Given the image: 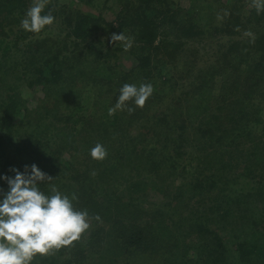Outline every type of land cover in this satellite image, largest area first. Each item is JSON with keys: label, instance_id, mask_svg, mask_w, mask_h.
Wrapping results in <instances>:
<instances>
[{"label": "trees", "instance_id": "1", "mask_svg": "<svg viewBox=\"0 0 264 264\" xmlns=\"http://www.w3.org/2000/svg\"><path fill=\"white\" fill-rule=\"evenodd\" d=\"M8 1L13 4L22 0ZM132 2L127 3L128 7H124L112 21L88 15L76 17L74 21H70L71 34L75 39L85 41L101 29L108 33L132 29L134 38L131 48L125 51L123 46L116 47L115 62L106 69L94 71L92 75L95 81L101 83L102 91L104 87L109 88L108 94L113 95L111 99L114 102H117L120 88L138 77H142L144 81H156V74L159 86L164 87L168 82L165 74L175 64L176 56L179 54V58L183 52H180L181 47L185 46L183 40L212 38L211 46L216 47V51L212 47V63L206 69H199L197 75L180 77L185 81L190 78L183 89L186 91L180 96L187 93V101L209 107V110L204 109L202 112L210 115V126L203 127L204 117L198 125L203 127V133L207 132L202 149L206 152L204 165L196 167L192 162L186 166L181 163L186 155L182 152V146L185 145V139L190 138L189 134L182 132L186 129L187 119L184 121L173 114L166 115L169 108L161 110L164 95L161 97L155 93L154 99L149 98L143 107L150 113V117L142 118L150 123L147 130L141 126L135 129L138 123H134L136 118L132 119L133 116L128 120L122 119L119 113L110 116L108 110L113 103L109 100L89 97L87 101H91V107L102 113L98 131V127L89 121V114L86 116L88 121L79 115L81 111L83 113L88 109L84 110L81 104L73 102L74 95L63 92L61 105L67 106L69 112L62 110L65 107L60 108V111L53 109L57 110L54 111L57 116L51 113L53 110L47 111L45 116L39 118L41 121L48 120L43 127L34 126L28 121V125L32 126L28 130V143L20 141L17 151L21 154L25 151L23 157H28V166L38 164V168L53 180L52 184L57 187H75L73 194L77 199L73 204L77 210H87L91 224L87 231L89 234L101 236L105 240L107 233L114 230L113 227L118 226L119 230L125 232L122 227L125 225L131 230V247L127 249V256L140 248L141 252L152 253L169 249V242H163V236L155 234L154 228L161 223L165 224L167 220L164 219V214L167 210L169 214L175 210L177 216L185 204L187 212L181 210L180 221L183 222L181 234L187 245L181 250L186 252L192 248L197 256L191 259L182 254L175 264H264V155H258L259 152L256 155L246 154L243 158L236 159V162L225 156L226 150H237L239 147L226 139L227 130L231 138L243 133L250 140L254 131L264 129V109L261 108L264 103V12L257 14L253 8L246 15V25H243L240 16H227L221 26L211 25L204 29L202 24L191 19L182 9L162 7L165 0ZM6 10L8 9L4 10L0 4L1 28L5 12L11 13L13 6L10 12ZM242 27L244 31L246 28L252 31L251 36L245 37L244 43L238 40L224 42L223 37H237L236 30ZM169 31L175 33L174 40H171ZM120 51L128 55L131 67L118 74L122 64H118L121 58L116 54ZM52 56L33 67V79L28 82L31 89L37 86L44 88L46 101L50 99L49 93L53 87L62 86L67 81L62 55L57 53ZM210 61L211 57L206 63ZM178 77L179 75L172 78ZM82 78H86L84 73L81 74L80 79ZM60 89L61 87L57 92ZM8 101L9 99L2 106L1 117L7 125L6 129L11 128L8 127L9 123L13 125L14 118L22 110L20 103L11 98L9 103ZM88 122L93 126L91 130L83 127ZM119 128H122L123 133L115 137L107 131ZM188 142L186 140V144ZM214 142L218 144L213 147L217 156L208 147ZM97 143L107 149V157L102 161L90 156V150ZM256 143L261 145L257 147L259 150L263 149L264 140L255 142L254 146H258ZM59 144L64 150L57 147ZM216 157L219 158L217 161ZM189 158L192 159L191 156ZM75 160L82 164L80 169L75 167ZM181 166L180 178L183 182L189 179L185 187L188 198L182 197L184 193H177L175 187H172ZM239 167L242 170L236 173L235 169L239 170ZM228 169L229 174L226 173ZM1 174L3 172L0 170ZM106 186L117 187L113 193H105L103 190ZM41 187L46 194H51L47 183ZM172 204L175 208H170ZM97 216L99 220L95 219ZM228 225L231 228L226 230ZM180 226L181 223L176 225L178 230ZM226 232L231 237L223 236ZM157 256L159 254L156 255V260ZM149 257L150 255L146 264ZM165 258L159 260L158 264ZM137 260L131 259L127 264L142 263L140 259L139 263ZM53 262V256H37L33 264Z\"/></svg>", "mask_w": 264, "mask_h": 264}, {"label": "rangeland", "instance_id": "2", "mask_svg": "<svg viewBox=\"0 0 264 264\" xmlns=\"http://www.w3.org/2000/svg\"><path fill=\"white\" fill-rule=\"evenodd\" d=\"M13 1L15 2V0ZM128 1H133L132 3H134L135 0H50L48 8L51 7L52 14L55 17L54 24L41 34H32L23 30L20 26L21 19L24 17L26 10L31 6L32 0H22L20 3L15 2L13 4H10L12 1L0 0V4L3 5L4 10L8 9L6 11L10 12L13 6L11 13L5 12L3 27H0V170L3 172L0 176H14L11 169L15 168L23 172L25 166H28V157H23L25 151L22 152V154L17 151L19 149L17 144L20 141H26L28 143V130L32 127L31 125H28V121L34 124V126L37 125L43 127L44 123H48V120L41 121L39 118L45 116L47 111L53 109L60 111V108L65 107L62 108V110L65 109L66 112H69L67 106L61 105L63 92L66 93L67 91V95H74L75 100L72 101L81 104L84 110L88 109L83 111V113L81 111L79 115L88 121L86 116L89 114V121L93 125H96L98 127L97 130L99 131V125L101 123L100 117L102 113L96 110V108H92L91 101H87V99L89 97L107 99L113 103L110 108H113L116 102L111 99L113 95L108 94L109 88L104 87L102 91L101 83L95 81L92 75L94 71L106 69L111 63L115 62L116 57L114 56V50L116 47L121 48L122 45H114L111 42V36L113 34H121L122 31L119 30L108 33L104 29H101L96 35L83 41L77 40L73 37L69 25L70 21H74L76 17L80 15H88L93 18H104L106 21H112L124 10V7H128ZM165 1V3L161 4L162 7L171 6L177 10L182 9L191 19L202 24L204 29H208L211 25L221 26L227 16H231V18H234L232 16H240L242 23H244L243 25H246V15L254 8L253 0ZM131 6L133 7L134 5L131 4ZM262 26H264V22L262 23ZM246 29L247 30L244 31V27L238 28L236 30V33H238L237 37L233 36L230 37V39L223 37L224 42L232 43L235 40H238L240 43H244L246 40L245 37L252 35L250 28ZM131 31L132 29L123 32L131 39V41H133L132 39L134 36ZM262 32L264 33V29H262ZM174 34V32L169 31L171 40L176 38ZM211 40L212 38L184 39L182 43H184L185 46L183 45L180 49V52H183H181L179 58V54L176 56L175 64H171L173 66L169 67L170 72L167 71L168 73L165 74L168 82L164 87L159 86L156 74V81L151 79L144 81L142 77H138L129 83L136 84L137 86L142 83H153L154 91L150 98L154 99V93L161 97L164 95V102H162L161 110H167L169 108L166 115L173 114L174 117H179L178 119L182 118L184 121L187 119L185 125L186 129L182 131L183 133L190 135L189 139H185V145L182 146L184 148L182 152L186 155H184V159L181 163L185 166L193 163L198 167V165H204L206 161V159L204 160L206 152L202 149L204 146V137L207 132L203 133L201 129L210 126V115L208 113L203 114L202 112L204 109L209 110V107L187 101L185 98L187 93L180 96L182 92L186 91L183 89L190 80L189 78L185 81L180 77L197 75L199 69H206L212 63L214 57L211 54V51H213L212 47H214L216 51V47L213 45L211 46ZM57 53L62 55L65 62L64 77L67 81H65L62 86L53 87L49 93L50 99L46 101V91L44 88L37 86L35 89H31L28 82L33 79V67L37 64H42L45 58H52V55ZM116 55L121 58L119 63L118 61L117 63L122 64L118 69V74L124 71L126 72L131 67L128 55L126 53L122 54L121 51ZM108 56L110 57L108 58ZM209 57H211V61L207 64L206 61ZM122 68L124 70H122ZM82 73L86 75V78H82L81 80L80 77ZM177 75H179L178 78H172ZM89 76L91 80L89 79ZM71 78L79 79L72 80ZM60 87V91L57 92V89ZM10 98L15 102L20 103V105H22V110L14 118L12 122L13 125L9 123L8 127L11 128L6 129L7 125L3 123L1 118L3 114L2 106H5L6 101L8 99L10 101ZM69 98L70 96L67 97V99ZM129 106L135 107L131 104ZM261 108L264 109V103ZM57 110H53L51 113L57 116V113H54V111ZM115 113H119L122 119H131L130 116H133L132 119L136 118V122L134 123H138V126L135 129H138V127L141 126V128L147 130L148 125L150 124L146 123L147 120L142 119L144 116L145 118L150 117V113L143 108H135L132 113H128L126 109L117 110ZM28 114H30L29 118ZM202 117L205 118V120H203L205 126L198 127L199 121ZM262 118L264 119V111H262ZM21 122H24V124ZM90 122L83 127L91 130L93 126ZM226 122L227 120H225V123ZM122 124L124 123L122 122ZM195 128L198 130H195ZM36 131L39 132L41 130ZM107 131L111 132L113 137L117 134L121 135L123 133L122 128L112 130L107 129ZM144 134H146V132ZM226 139H229L230 143L233 142L239 146L237 150L229 149L225 151V156L233 162H236V159H239L240 157L243 158L246 154L247 156L249 154L256 155L259 152L258 155H264V147L259 150L257 147H260L261 145L256 143L258 146H254L255 142L259 143L261 140H264V129L254 131L253 137H251L250 140L244 137L243 133H241L239 137L236 136L231 138L230 132L227 130ZM186 140L189 141L187 144ZM216 146H218V144L214 142L210 143L208 147L212 150V153H215L217 156V151H213V147ZM57 147L64 150L60 144L57 145ZM149 149L150 148L147 147L148 151H150ZM189 156H191L192 159L189 158ZM253 158L254 156H252V159ZM217 159L219 158L216 157V161ZM35 165L38 166V164ZM75 167L80 169L82 164H79V162L76 161ZM238 169L239 170L235 169L236 173L237 171L240 172V170H242L241 167ZM181 170L182 166L178 168L179 172H177L176 180L172 187H175V192L184 193L182 197L188 198V191L185 187L188 185L186 183L189 182V179L185 182L182 181V178H180L182 176ZM41 171L44 173L43 170ZM226 173L229 174L230 169H228ZM119 183L121 185V182ZM116 187L117 186L114 188L106 186L103 191H105V193H113ZM0 189L4 192H7L8 190L7 184L2 180H0ZM58 189L61 193L69 196L75 191V187L67 188L65 185L59 186ZM187 189L190 190L188 186ZM170 208H175L174 204H172ZM181 210H186L185 204L180 208V212L177 216L175 215V210H172L171 214H169V210H167L164 214V219L167 220L165 224H162L160 221V226L154 228L155 234L163 236V242H169L167 245V247L170 246L169 249H162L159 253H152L150 251L141 252L140 248L138 251L130 253V256H127V249L131 247V242H129L131 239V230L123 225L122 227L125 228V232L119 230L118 226L113 227L114 230L110 234L107 233V239L105 240H102L101 236H93L89 234L90 232H85L82 234L80 240L74 242L72 246L62 248L60 250L61 254H59L58 251L50 254L49 256H53L54 262L49 264H127L134 258L142 261V263H139L137 260L139 264H146L149 255V262L147 264H158L159 260L163 257L166 258L160 264H175V261H179L182 254L184 257L194 259L197 256L195 250L192 248L187 250L188 252L181 250L187 245L181 234V231L183 230V222L180 221ZM180 223V230H178L176 225ZM121 224L122 222L120 225ZM141 226L145 225L141 224ZM228 227L229 228H226V230L231 228L230 225H228ZM224 235L231 237L229 232H226L223 236ZM125 240L127 242H124ZM157 254H159V257L157 256L158 258L156 260ZM49 256L47 255L46 257L49 258Z\"/></svg>", "mask_w": 264, "mask_h": 264}, {"label": "clouds", "instance_id": "3", "mask_svg": "<svg viewBox=\"0 0 264 264\" xmlns=\"http://www.w3.org/2000/svg\"><path fill=\"white\" fill-rule=\"evenodd\" d=\"M49 2L32 0L21 19V28L33 34H41L50 28L55 17L48 8ZM253 7L261 14L264 0H253ZM111 42L121 44L125 51L132 46L124 32L113 34ZM153 91L150 83L139 86L125 83L108 114L111 116L117 110L125 109L132 113L135 108H143ZM107 154V149L100 143L90 150V156L97 161L104 160ZM11 171L14 176H0L8 188L7 192L0 189V264H33L37 256L44 257L72 246L90 229L87 210H77L73 204L76 195L61 193L37 165H26L23 172L15 168ZM45 183L51 194L41 190ZM95 219L99 220V217Z\"/></svg>", "mask_w": 264, "mask_h": 264}]
</instances>
